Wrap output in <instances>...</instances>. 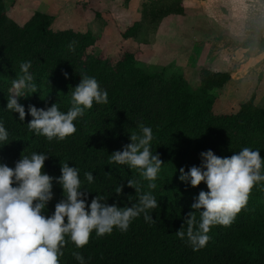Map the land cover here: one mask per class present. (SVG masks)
Instances as JSON below:
<instances>
[{
  "label": "trees",
  "instance_id": "trees-1",
  "mask_svg": "<svg viewBox=\"0 0 264 264\" xmlns=\"http://www.w3.org/2000/svg\"><path fill=\"white\" fill-rule=\"evenodd\" d=\"M52 21L51 15L34 12L18 25L7 16L4 0H0V121L9 133L8 140L0 142V163L14 167L24 156L44 153L49 157L43 172L52 177L60 176L64 163L79 170L82 188L89 191L87 203L102 195L109 205L128 207L150 191L159 205L149 211L154 223H146L141 215L125 232L114 228L110 235L97 236L93 230L89 243L79 249L69 240L62 249L60 264H79L73 251H79L86 264H264V182L252 189L246 207L231 226L211 228L205 247L193 251L186 235L184 239L176 235L180 228L186 233V217L194 198L201 190H208L204 182L197 187L181 182V167L187 172L191 166H199L200 153L208 150L228 157L249 147L259 150L264 158V108L254 104V96L238 103L234 111L215 114L208 91L230 82L226 71L200 70L199 87L191 91L181 75L146 72L136 65L138 49L133 41L140 28L138 22L120 34L122 49L107 57L92 51L94 40L88 33L53 30ZM25 61L31 62L29 71L37 92L18 99L26 112L20 121L19 114L7 110L6 104L12 80L21 74L20 64ZM81 74L97 80L108 93V103L94 102L74 121L77 131L63 140L49 141L29 131L32 117L27 114L28 105L46 109L56 103L67 112ZM139 124L152 128L151 150L163 161L153 181L155 189L148 188L149 181L139 169L110 162L114 151L130 143L129 135L139 134ZM85 172L94 176L92 183L85 179ZM128 180L137 181L141 192L128 187ZM119 185L123 188L117 196ZM52 191L46 216L63 198L55 180ZM192 211L198 224L200 210Z\"/></svg>",
  "mask_w": 264,
  "mask_h": 264
},
{
  "label": "clouds",
  "instance_id": "clouds-1",
  "mask_svg": "<svg viewBox=\"0 0 264 264\" xmlns=\"http://www.w3.org/2000/svg\"><path fill=\"white\" fill-rule=\"evenodd\" d=\"M73 43L69 44L70 50ZM31 62L20 64V75L12 80L6 109L19 114L24 121L25 107L18 102L27 93H36L33 74L29 71ZM65 78L68 74L64 73ZM108 103V93L102 90L94 77L80 75L79 83L71 94V107L62 112L56 103L50 107L37 108L28 105L27 114L32 117L28 122L29 131L45 136L49 141L59 140L74 134L77 129L74 121L82 117L93 103ZM139 134L129 135L130 143L122 150L110 155V162L127 165L140 170L141 176L149 181L148 188L155 189L163 161L159 153L151 150L154 139L152 128L139 124ZM9 133L0 121V142L8 140ZM44 153H32L16 161L14 167L0 163V264H60L62 249L70 240L77 249L89 243L93 230L97 236L110 235L114 228L121 232L128 230L130 223L143 215L146 223L155 221L149 215L158 205L151 192L139 196L137 204L119 207L116 203H106L107 197L95 195L87 203L89 191L82 188L79 170L68 163L60 166V176L52 177L43 172L48 159ZM201 164L191 166L187 172L179 169V180L197 187L204 182L207 191L201 190L192 210H200V221L191 210L187 213V231H176L180 239L185 235L193 251L205 247L211 228L220 225L229 227L236 216L246 207L252 189L264 182V158L259 150L244 147L228 157H219L208 150L200 153ZM88 183L94 181L91 172H85ZM62 188L63 198L54 206L50 216L44 214L48 202L53 199V181ZM127 186L141 192L137 181L128 180ZM123 185L116 189L122 193ZM66 237L68 239H66ZM73 258L79 264H86L79 251H73Z\"/></svg>",
  "mask_w": 264,
  "mask_h": 264
},
{
  "label": "rangeland",
  "instance_id": "rangeland-1",
  "mask_svg": "<svg viewBox=\"0 0 264 264\" xmlns=\"http://www.w3.org/2000/svg\"><path fill=\"white\" fill-rule=\"evenodd\" d=\"M4 3L7 16L16 24L21 25L34 12L51 15L53 30L88 33L94 40L92 51L107 57L122 49L120 34L138 22L140 28L133 41L138 49L136 65L146 72L181 75L191 91L199 87L200 70L225 71L214 63L215 46H211V41L225 32L222 26H226L227 20L237 23L240 20L230 17L229 6L234 5V0H4ZM253 6L250 5V14ZM245 54L241 53V57ZM208 94L213 97L215 114L234 111L238 103L251 95L254 104L264 108L263 72L260 70L238 84L230 81Z\"/></svg>",
  "mask_w": 264,
  "mask_h": 264
},
{
  "label": "crops",
  "instance_id": "crops-1",
  "mask_svg": "<svg viewBox=\"0 0 264 264\" xmlns=\"http://www.w3.org/2000/svg\"><path fill=\"white\" fill-rule=\"evenodd\" d=\"M263 2L264 0H234V5L229 6L230 17L240 19L242 24L238 20V23L227 20L228 25L222 26L225 32L217 38L218 40L211 41V46H215L212 53L214 63L228 73L230 81L234 84L245 82L260 70L264 75V33L261 36L254 34L264 32ZM250 5H254L252 14ZM257 44L259 46L254 47ZM241 53H246L245 58L241 57Z\"/></svg>",
  "mask_w": 264,
  "mask_h": 264
}]
</instances>
